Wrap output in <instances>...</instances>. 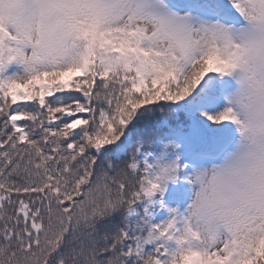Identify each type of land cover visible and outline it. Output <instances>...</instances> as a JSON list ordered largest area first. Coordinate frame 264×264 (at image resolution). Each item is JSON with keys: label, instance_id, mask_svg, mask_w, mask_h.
Masks as SVG:
<instances>
[{"label": "snow or ice", "instance_id": "snow-or-ice-1", "mask_svg": "<svg viewBox=\"0 0 264 264\" xmlns=\"http://www.w3.org/2000/svg\"><path fill=\"white\" fill-rule=\"evenodd\" d=\"M0 264H264V0H0Z\"/></svg>", "mask_w": 264, "mask_h": 264}, {"label": "trees", "instance_id": "trees-1", "mask_svg": "<svg viewBox=\"0 0 264 264\" xmlns=\"http://www.w3.org/2000/svg\"><path fill=\"white\" fill-rule=\"evenodd\" d=\"M143 135L147 136L148 135V132H143Z\"/></svg>", "mask_w": 264, "mask_h": 264}, {"label": "rangeland", "instance_id": "rangeland-1", "mask_svg": "<svg viewBox=\"0 0 264 264\" xmlns=\"http://www.w3.org/2000/svg\"><path fill=\"white\" fill-rule=\"evenodd\" d=\"M161 119L163 118V117H160ZM142 135H143V133H142Z\"/></svg>", "mask_w": 264, "mask_h": 264}]
</instances>
